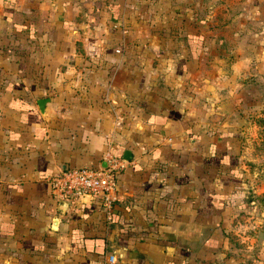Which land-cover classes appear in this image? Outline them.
I'll return each mask as SVG.
<instances>
[{"label": "crops", "instance_id": "1", "mask_svg": "<svg viewBox=\"0 0 264 264\" xmlns=\"http://www.w3.org/2000/svg\"><path fill=\"white\" fill-rule=\"evenodd\" d=\"M201 8L0 0V264L232 259V108L255 69L248 45L220 50L235 33ZM110 156L123 165L109 212L93 197H51L48 175Z\"/></svg>", "mask_w": 264, "mask_h": 264}, {"label": "rangeland", "instance_id": "2", "mask_svg": "<svg viewBox=\"0 0 264 264\" xmlns=\"http://www.w3.org/2000/svg\"><path fill=\"white\" fill-rule=\"evenodd\" d=\"M209 9L219 25H228L227 30L235 33L226 39L228 45L218 44L220 50L248 45L255 69H248L244 83L237 85L232 108L239 162L228 231L232 259L227 264H264V0H203L202 13Z\"/></svg>", "mask_w": 264, "mask_h": 264}, {"label": "built area", "instance_id": "3", "mask_svg": "<svg viewBox=\"0 0 264 264\" xmlns=\"http://www.w3.org/2000/svg\"><path fill=\"white\" fill-rule=\"evenodd\" d=\"M122 165L123 160L110 156L105 167L60 169L48 175L45 180L51 197L57 203L71 204L89 196L109 212L117 200L116 179Z\"/></svg>", "mask_w": 264, "mask_h": 264}, {"label": "water", "instance_id": "4", "mask_svg": "<svg viewBox=\"0 0 264 264\" xmlns=\"http://www.w3.org/2000/svg\"><path fill=\"white\" fill-rule=\"evenodd\" d=\"M46 101H47V99H39L37 101V108L41 113L43 112V107H44V104ZM130 158H131L130 152L128 150H124L122 153V159L125 161H128ZM61 204H63V203H61ZM53 223H55V222L53 221Z\"/></svg>", "mask_w": 264, "mask_h": 264}, {"label": "trees", "instance_id": "5", "mask_svg": "<svg viewBox=\"0 0 264 264\" xmlns=\"http://www.w3.org/2000/svg\"><path fill=\"white\" fill-rule=\"evenodd\" d=\"M262 122H264V118H263V121ZM262 126H264V125H262ZM261 201H262V203L264 204V193L262 194V196H261Z\"/></svg>", "mask_w": 264, "mask_h": 264}]
</instances>
